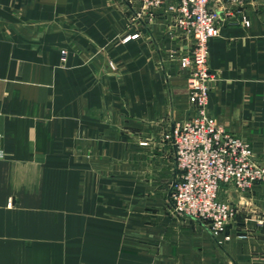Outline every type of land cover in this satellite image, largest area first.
<instances>
[{"label":"crops","instance_id":"1","mask_svg":"<svg viewBox=\"0 0 264 264\" xmlns=\"http://www.w3.org/2000/svg\"><path fill=\"white\" fill-rule=\"evenodd\" d=\"M242 10L209 42V110L264 162V0ZM189 51L141 0H0V264H264V182L221 189L218 238L172 209Z\"/></svg>","mask_w":264,"mask_h":264},{"label":"built area","instance_id":"2","mask_svg":"<svg viewBox=\"0 0 264 264\" xmlns=\"http://www.w3.org/2000/svg\"><path fill=\"white\" fill-rule=\"evenodd\" d=\"M249 0H141L145 11L166 8L174 26L190 45L180 58L189 68L190 102L195 113L177 122L168 132L174 146L178 176L172 184L170 203L175 213L207 224L215 238L222 235L235 215L233 203L220 198L224 186L244 192L264 182V162L254 157L249 140L219 124L209 110L215 74L210 70L209 42L221 35L226 22ZM243 22L250 25L247 14ZM136 35L129 34V41ZM62 60L67 51L62 50ZM0 156L2 153L0 152Z\"/></svg>","mask_w":264,"mask_h":264},{"label":"rangeland","instance_id":"3","mask_svg":"<svg viewBox=\"0 0 264 264\" xmlns=\"http://www.w3.org/2000/svg\"><path fill=\"white\" fill-rule=\"evenodd\" d=\"M221 192V191H220ZM220 195V194H219ZM221 199H223L224 198V196L221 194V197H220Z\"/></svg>","mask_w":264,"mask_h":264}]
</instances>
